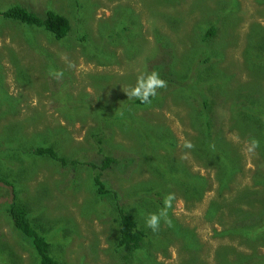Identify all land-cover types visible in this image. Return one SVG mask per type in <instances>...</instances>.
<instances>
[{
  "label": "rangeland",
  "instance_id": "obj_1",
  "mask_svg": "<svg viewBox=\"0 0 264 264\" xmlns=\"http://www.w3.org/2000/svg\"><path fill=\"white\" fill-rule=\"evenodd\" d=\"M13 4L37 12L50 9L65 16L71 30L64 40L57 41L41 29L0 19V150H18L10 138L19 137L24 142L18 130L22 127L27 135L52 132L50 141L57 143L60 154L80 163L87 164L101 154L100 150L113 154L119 147L120 152L128 150L135 156V166L125 175H99L81 166L75 178L76 171L49 160L22 158L18 166L27 176L21 192L31 216L43 215L50 227L47 239L51 254L65 264H123L120 258L124 252L117 247V217L111 201L97 194L91 176L99 175L121 199L140 183L151 186L156 170L169 158L210 182L201 201L174 200L171 215L179 228L195 233L201 243L199 258L214 264V251L228 242L217 234L223 230L220 221L206 216L211 202H218L219 187L214 170L202 167L184 145L192 144L203 126V120L196 121L193 115L203 108V97L210 121L223 130L240 161L231 193L223 194L229 198L236 192L252 191L253 199H258L257 193L263 198L264 181L254 176H264V164L257 162L255 153L246 151L247 136L239 137L230 128L233 90L225 89L235 88V84L239 90L246 87L237 91L243 99L259 107L264 104V83L259 88L252 85L254 80L243 64L251 29L257 26L264 32V0H0V9ZM210 27L215 34L202 43L201 35ZM255 38L253 48L264 42V36ZM253 55L250 51L248 56ZM205 58H209V64L203 67L200 63ZM61 71L63 77L56 79L53 73ZM151 71L158 72L167 87L158 90L150 105L133 106L134 99H127L124 92L135 84L140 72ZM187 72L184 82L203 83L207 91L198 100L196 94L191 97L176 83V78L183 81L179 77ZM226 77L231 86L224 84ZM102 114L112 119L133 115L143 122L147 119L154 126L150 133L158 136L138 140L131 131L116 127L117 121L109 122L108 130L99 122ZM124 117L122 120L129 123ZM250 121L254 130L264 131L260 122ZM62 129L67 135H59ZM221 145L217 142L212 147ZM218 161L226 162L222 155ZM9 162L0 153V172L10 173L13 166ZM4 193L0 186V264H12V259L17 264H37L30 247L12 229L3 208ZM130 200L128 204L124 198L121 203L128 208L133 202ZM242 208L244 212L259 211L260 205L256 202ZM256 218L262 219L259 215ZM153 246L148 250L149 264H181V260H187L178 243L170 245L166 254ZM239 251L251 260L261 259L264 244L253 249L242 246ZM141 256L142 251L127 264H137Z\"/></svg>",
  "mask_w": 264,
  "mask_h": 264
},
{
  "label": "trees",
  "instance_id": "obj_2",
  "mask_svg": "<svg viewBox=\"0 0 264 264\" xmlns=\"http://www.w3.org/2000/svg\"><path fill=\"white\" fill-rule=\"evenodd\" d=\"M39 12L27 8L25 5L13 4L0 9V19L14 22L21 27L28 26L41 29L57 41L64 40L68 36L71 26L65 16L45 8ZM251 30L249 41L245 43L243 64L248 72V77L254 80L252 85L258 87L264 83V42L258 43L255 48L252 45L257 40L255 37H263L264 32L260 29L258 30L257 26H254ZM214 34L215 29L210 27L208 31L201 35V42L207 43ZM250 51L254 53L253 56H248ZM208 59L205 58L200 63L201 66H207L209 64ZM188 73L179 77L183 81L176 78L179 81L176 83L182 87V90H187L191 97L193 96L194 98V94H196L198 100L203 95L205 96L204 92L207 91L203 83L193 85L184 82ZM192 75L190 73V79ZM228 83L229 78L226 77L224 84L231 86ZM245 88L242 87L240 90ZM225 90H233L231 98L233 100L231 103L229 102L230 128L235 130L239 137L247 136L248 142L253 138L259 141V147L256 149L255 154L258 157L257 162L264 164V131L258 132L254 130V123L250 121L260 122L264 128V114L261 113V111H264V104L259 107L258 104L243 99L237 92L240 90L236 84L235 88L228 87ZM201 101L203 108L193 115L196 121L203 120V126L192 142L191 153L197 158V162L202 167L214 170V178L219 187L217 192L218 202H211L206 216L220 221L219 224L223 225V230L217 234L219 237L228 239L227 244L220 245L214 251V264H264V256L261 259L251 260V256L244 255L243 252L239 251L242 246H248L253 249L259 244H264V195L261 194L262 198L257 193L258 199H253L252 194L254 193L252 191L236 192L229 198L223 194L224 192L231 193L230 185L234 181L236 173L240 171V161L239 157L235 156L234 149L225 140L223 130L220 131L210 121L211 114L209 115L208 113L207 101L203 97ZM132 104L133 106L144 107V104L135 99ZM111 117L110 115L104 117L103 114L98 116L101 119L99 122L103 124V128L109 130V122L117 121L118 125L116 127L131 131L132 135L138 136V140L142 138L151 140L153 135L158 136L156 132L150 133L154 126L149 125L147 119L143 122L134 115L129 116V118L122 116L130 120L127 123L122 120L121 116L115 119ZM18 130L24 142L17 139L19 137L16 139L10 138L12 144L17 143L18 150L11 148L0 150V153H3L9 159L11 161L9 162L10 165L13 166L9 174L0 172V186L5 190L3 194L5 196L3 202H6V204L3 203L4 211L11 222L12 229L30 247L37 264H65L57 260L50 252V243L47 239L50 227L47 226L44 218L41 217L43 215L31 216L32 212L29 203L21 192L24 185L23 180L26 181L27 174L23 175L24 170L22 171L18 164H21L23 157L26 159L41 158L56 163L60 168H70L73 173L76 171L74 178L77 176L78 168L81 166L89 168L99 175L105 172L125 175L135 166V156L133 157L128 150L120 152L121 147H119L113 154H104L100 150L101 154H96L87 164L80 163L60 154L59 150L56 149L57 143L50 141L53 139V136H50L52 132L45 131L47 135H43V133L27 135L22 127H18ZM104 131L105 129H102V132ZM134 132H137V134ZM60 134L67 135V132L62 129ZM7 139L8 137L4 138V140ZM99 142L96 141L97 144ZM217 142L222 143L221 147H212ZM169 147L172 148L174 146L169 145ZM208 149H211L212 152L207 151ZM221 155L226 160L223 164L218 161V156ZM155 174L156 176L151 186H145V183H140L131 190L130 195L129 193L123 194L124 197L121 199H127L128 204L131 202L130 197L132 198L133 202L128 208L127 205L121 203L117 192L109 189L101 181L99 175L91 176L93 177V186L96 187L97 194L111 201L113 211L117 217L115 221L117 247L124 252L120 258L121 261L123 264H127V260L132 259L136 253L142 251V256L137 258V264H149L151 258L148 250L149 248H154L153 244L160 248L162 253L166 254L170 245L178 243L179 251L187 255V260H181V264H212L199 258L197 251L198 247L201 248V243L193 230L177 226L171 215V209H169L171 226L165 225L162 221L160 230L157 233H153L145 226L147 214L157 212L162 207V200L166 194L174 193L176 199L180 197L186 203L198 202L202 200L205 192L209 189V180L200 174L186 171L181 165L174 164V161L170 162L169 158L167 164L160 168L158 167ZM254 178L260 180V182L264 181V176L255 175ZM74 181L76 182V180ZM170 187H174L175 190L171 191ZM256 202L260 205L259 211L253 209L251 212H244L242 207L245 204L250 206ZM133 203H136L140 210L135 208L136 205ZM151 205L157 207L156 210H152L149 207ZM141 213L142 216L140 215ZM254 215L255 217H253ZM258 215L262 217L261 220L256 218ZM6 249L8 250V248ZM12 264H17V262L12 259Z\"/></svg>",
  "mask_w": 264,
  "mask_h": 264
},
{
  "label": "clouds",
  "instance_id": "obj_3",
  "mask_svg": "<svg viewBox=\"0 0 264 264\" xmlns=\"http://www.w3.org/2000/svg\"><path fill=\"white\" fill-rule=\"evenodd\" d=\"M53 75L56 79H60L63 77V72H55ZM166 87L167 81L161 78L158 72H140L136 77L135 84L130 86L124 94L127 99H135L141 104L150 105L152 99L158 95V90ZM184 147L191 149L193 145L186 143ZM258 147L259 141L253 138L247 143L246 151L249 154H254ZM175 199L174 193L166 194L162 200V207L157 212L147 214L145 226L153 233L159 232L162 221L165 225L171 226L169 209L173 208Z\"/></svg>",
  "mask_w": 264,
  "mask_h": 264
}]
</instances>
